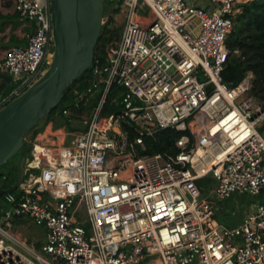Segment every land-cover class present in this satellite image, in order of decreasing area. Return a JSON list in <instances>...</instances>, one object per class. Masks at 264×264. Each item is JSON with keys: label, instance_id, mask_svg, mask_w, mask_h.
<instances>
[{"label": "built area", "instance_id": "1", "mask_svg": "<svg viewBox=\"0 0 264 264\" xmlns=\"http://www.w3.org/2000/svg\"><path fill=\"white\" fill-rule=\"evenodd\" d=\"M7 1L35 30L5 51L0 69L14 87L0 109L45 72L54 50L50 0ZM250 1L106 3L122 15L120 36L59 114L99 98L84 130L53 147L40 143L48 127L33 138L30 177L4 195L0 264H264V103L251 73L234 87L221 76L234 19ZM107 104L115 111L103 115ZM166 128L181 132L176 153L146 152V139ZM207 177L210 197L259 200L224 224L202 194ZM15 217L45 227L44 241L10 232Z\"/></svg>", "mask_w": 264, "mask_h": 264}, {"label": "water", "instance_id": "2", "mask_svg": "<svg viewBox=\"0 0 264 264\" xmlns=\"http://www.w3.org/2000/svg\"><path fill=\"white\" fill-rule=\"evenodd\" d=\"M109 0H50L54 50L45 72L20 95L0 109V166L25 144L24 137L39 121L58 107L64 94L93 62L101 36L102 17ZM35 24L32 25V33ZM11 76L0 69V97ZM26 155H20L15 182L7 187L5 175L0 198L16 190L25 177Z\"/></svg>", "mask_w": 264, "mask_h": 264}, {"label": "rangeland", "instance_id": "3", "mask_svg": "<svg viewBox=\"0 0 264 264\" xmlns=\"http://www.w3.org/2000/svg\"><path fill=\"white\" fill-rule=\"evenodd\" d=\"M0 14H3V19H0V55H4L3 53L7 50L6 46H3L6 43V40L13 36L14 29L11 28L10 23L14 28L18 27L21 24L18 16L14 14V5L12 1L0 2ZM10 16V17H9ZM122 26V15L119 10L110 11L109 9H104V14L102 17V29L101 36L98 40V43L95 47V53L98 55H103V48L108 44L117 40L120 36ZM101 39V40H100ZM105 45V46H104ZM234 55H239V51L235 49L233 52ZM2 59V58H0ZM252 74V73H251ZM14 87V83H10L5 93H8ZM69 108L74 106V100L71 98L63 104ZM91 114V108L87 105V102L83 106V110L80 112H73L68 117H63L59 114V109L48 116L43 117L39 123L34 127L31 131H29L25 137V143L27 144L28 150L25 149L24 153L27 157L29 150L33 145V138L37 136L39 133L43 132V130L48 127L49 133L43 136L40 139V142L46 145L48 144V139L53 141V146H56V141L58 139L67 140L69 133L71 132H79L85 129L86 124L85 120L89 118ZM262 134L264 135V126L261 129ZM53 139V140H52ZM22 155L18 152L11 160L7 162V164L0 169V174L6 172L7 170L14 171V168L18 164V159ZM30 158V157H29ZM30 171L25 174V180L30 177ZM214 180L210 177H207L204 180L200 181V185L202 188V194L205 197L209 198V201L214 207L215 217L224 224H231L236 222L243 213L250 208L254 203L259 200V196H253L250 194L238 195L235 194L227 199H217L215 196H211V191L214 187ZM22 188V185L19 189L16 190V193H19ZM4 200L0 199V225L4 226L2 223V208H4ZM84 218V216H83ZM20 220L13 219V223L11 226L12 233L18 235L21 241L31 244L34 240V236L32 233L33 226H22L20 225ZM30 236L29 238L22 232L20 227ZM36 240L41 241V238H36Z\"/></svg>", "mask_w": 264, "mask_h": 264}, {"label": "trees", "instance_id": "4", "mask_svg": "<svg viewBox=\"0 0 264 264\" xmlns=\"http://www.w3.org/2000/svg\"><path fill=\"white\" fill-rule=\"evenodd\" d=\"M105 9H108L107 4L105 5ZM14 14L17 15L15 12ZM3 18V15L0 14V19ZM226 46L229 50V55L221 72L223 82L229 87H234L247 73H252L251 93L260 102L264 103V0H253L242 5L240 13L234 19V24L228 35ZM235 49L239 51V55H234L233 52ZM103 57L104 54L98 55L95 53L92 64L96 60L102 63ZM92 64L64 94L61 104L66 103L71 98L74 99L77 93L82 92L90 85V69ZM5 92L4 94H6ZM99 95L100 93L97 92L87 100L89 108H92L96 104ZM83 106L84 104H81L77 112L82 111ZM56 110L57 107L52 109L48 115L53 114ZM113 111H115V107L107 104L104 108L103 115H107ZM124 127L129 128L127 124H124ZM180 133L177 130L169 128L157 131L153 138L146 139L145 151L148 153H176L173 142ZM25 149L28 150L26 143L19 152L24 154L26 153ZM6 164L0 166V169ZM16 171L17 166L14 168V171L9 169L0 174V182L6 175L7 187L12 185L15 182ZM1 198L4 200V195Z\"/></svg>", "mask_w": 264, "mask_h": 264}, {"label": "crops", "instance_id": "5", "mask_svg": "<svg viewBox=\"0 0 264 264\" xmlns=\"http://www.w3.org/2000/svg\"><path fill=\"white\" fill-rule=\"evenodd\" d=\"M32 25L33 24L22 23L21 22V24L18 27L14 28L12 26V24L10 23L11 28L14 29V33H13L14 35L9 37L6 40V43L3 46H6L8 48V47H10L11 45H14V44H26L27 40H28V35L32 31ZM3 54H5V52ZM3 57H4V55H2V56L0 55V58L3 59ZM2 59H0V63H1ZM58 142H60V141L57 140L56 143H58ZM41 144L44 145V146L53 147V141H50V139H48V144L49 145H46V144H43V143H41ZM14 219H18V220L21 221L20 222L21 227L22 226H33L32 233H34L33 234V236H34L33 239L34 240L32 241V243H34V245L39 246L44 241L45 234H46L45 227L35 225L32 222V220L30 218H27V217H15ZM21 227H20V229L22 230V232L29 238L30 236ZM36 238L37 239L41 238V241H39V240L37 241Z\"/></svg>", "mask_w": 264, "mask_h": 264}, {"label": "flooded vegetation", "instance_id": "6", "mask_svg": "<svg viewBox=\"0 0 264 264\" xmlns=\"http://www.w3.org/2000/svg\"><path fill=\"white\" fill-rule=\"evenodd\" d=\"M0 184H1V182H0Z\"/></svg>", "mask_w": 264, "mask_h": 264}]
</instances>
